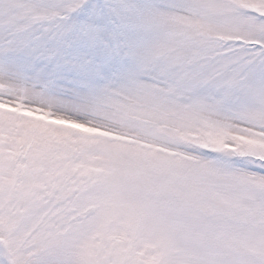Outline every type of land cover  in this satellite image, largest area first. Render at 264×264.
<instances>
[{
    "label": "snow or ice",
    "instance_id": "6c2138e0",
    "mask_svg": "<svg viewBox=\"0 0 264 264\" xmlns=\"http://www.w3.org/2000/svg\"><path fill=\"white\" fill-rule=\"evenodd\" d=\"M0 264H264V0H0Z\"/></svg>",
    "mask_w": 264,
    "mask_h": 264
}]
</instances>
